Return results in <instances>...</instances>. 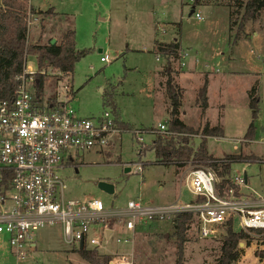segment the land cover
<instances>
[{
	"label": "rangeland",
	"instance_id": "rangeland-1",
	"mask_svg": "<svg viewBox=\"0 0 264 264\" xmlns=\"http://www.w3.org/2000/svg\"><path fill=\"white\" fill-rule=\"evenodd\" d=\"M26 1L34 10L56 12L51 17L27 13L26 47L47 43L52 38L59 42L61 34L72 28L75 48L86 50L74 64L70 75L47 67L44 69L41 93H38L33 82H27L29 90L35 95L41 94L42 101L46 102L49 98H62L65 91L63 86L67 85L72 95L69 104L78 115L98 117L107 110L114 118L112 107L103 104L101 89L112 91L118 119L130 127L124 130L116 125L117 132L112 134L103 151L72 152L74 160L71 165L59 171L66 183L67 198H97L103 205L112 208L123 207L129 199L148 204H163L177 198L180 201L191 199L184 180L195 165L189 160L179 167L158 164L153 151L148 149L154 134L151 129H146L157 127V123L167 120L164 113L169 102L162 84L164 78L158 73L165 59L160 55L155 60L153 40L171 41L173 38L181 42L182 53L185 54L183 66L179 64L180 57L171 58L169 62L176 72L181 70L177 82L185 88V105L203 82L204 74L199 72L211 69L218 73L225 66L226 56L234 57L226 63L232 70L262 73L258 74L259 80L254 82L259 114L250 143L241 140V137L249 120L246 88L253 83V75L250 78L241 73H219L215 76L209 89L206 117L215 123L218 102H223L228 96L224 108L225 137H206L205 146L207 152L215 156L240 152L259 156L258 161L232 163L228 175L245 180L240 185L242 192H252L264 198V9L258 19L244 24L237 39L246 35L244 30L251 37L233 43L237 26L230 29L228 22L230 11L231 19L240 22L242 8L237 5V0H206L213 7L195 5L199 19L194 13L188 15L194 0ZM199 47L203 49L199 50ZM210 53L218 58L210 61ZM103 54L109 56L107 62L100 61ZM205 65H208L206 69L203 68ZM25 67L27 71L37 73L35 57L30 53L25 56ZM156 81H159L157 85ZM225 84L227 96L223 97ZM195 113L194 109L189 111L191 122L197 126L200 119ZM173 134H167L166 138L174 136L176 140ZM188 137L189 145L195 149L199 135ZM138 165H141L140 169ZM216 177L217 185L220 178ZM100 180L111 183L113 191L107 193L99 189L97 182ZM169 222L165 219L152 220L137 225L133 245L115 241V237L119 236L117 232L122 233L116 225L117 232L112 234L109 241L98 246V253L114 257L132 251V264H178L175 236ZM226 227L225 224L218 225L214 236L202 238L192 222L185 233L179 264H216L220 240ZM232 228L238 230L236 225H232ZM36 235V248L29 250L24 260L18 261L5 244L7 236L0 233V264H89L81 259L77 251H66L68 247L56 228L40 229ZM262 236L251 232L247 240L240 242L242 245L239 243V247L243 252L234 264H264V260H259L254 254L256 249L263 246L260 244Z\"/></svg>",
	"mask_w": 264,
	"mask_h": 264
},
{
	"label": "built area",
	"instance_id": "built-area-1",
	"mask_svg": "<svg viewBox=\"0 0 264 264\" xmlns=\"http://www.w3.org/2000/svg\"><path fill=\"white\" fill-rule=\"evenodd\" d=\"M193 13L200 18L198 11ZM184 55L179 56L180 66ZM108 60L107 54L100 56V61ZM34 74L24 64L12 96L0 98V233L7 236L5 244L16 260H24L35 248L36 233L43 228L58 227L61 240L72 251L79 249L80 242L82 248L97 249L117 232L116 225L122 233L117 232L115 241L133 245L137 225L171 220L181 213L192 214L202 238L214 236L218 225L229 223L248 234L264 230V198L254 193L241 195L245 180L236 175L220 193L215 173L202 166L185 177L184 186L192 196L187 201L148 204L129 199L123 207L112 208L97 198H67L59 171L71 165L72 152L105 150L117 128L107 110L98 117L78 115L69 104L72 96L67 85L62 98L42 101L27 86V82L35 83ZM156 129L170 134L166 121ZM109 264H132V251L116 254Z\"/></svg>",
	"mask_w": 264,
	"mask_h": 264
},
{
	"label": "trees",
	"instance_id": "trees-1",
	"mask_svg": "<svg viewBox=\"0 0 264 264\" xmlns=\"http://www.w3.org/2000/svg\"><path fill=\"white\" fill-rule=\"evenodd\" d=\"M204 3H206V0L193 1L194 5ZM237 5L242 8L240 22L231 19L232 12H229V28L232 29L234 25L237 26L233 42L237 40L246 22L258 19L261 11L264 9V0H237ZM27 13H40L42 16L51 17L56 12L53 10L44 12L34 10L26 0H0V98L12 96L18 84L16 77L23 72L26 54L30 53L35 57L37 65L35 84L38 88V93H41L43 87L42 78L45 74L42 73V70L47 67H52L62 74L70 75L73 72L74 64L86 53V50H77L75 48L74 29L72 28L66 29L61 34L59 42L51 43V39H49L47 43H36L26 47L27 26L25 20ZM154 50L166 60V63L159 70V74L164 78L162 84L169 100L168 118L166 120L167 131L170 134L174 133L173 135H176V140L173 139L174 136L167 139L166 133L156 128H149L146 130L151 129L154 138L148 149L153 151L155 162L158 164H173L179 167L189 160L195 167L202 166L211 169L220 178L217 189L220 193H223L231 185L228 175L230 165L240 161H258V158L254 155H244L241 152L228 153L221 157H216L207 152L205 138L209 136L222 137L223 130L219 124L210 125L208 121H205L202 126L194 129L179 119L182 91L174 82L172 74L176 71L169 63L171 58L177 59L179 57V42L177 40H171L167 43L155 41ZM40 95L37 94V97H41ZM247 95L251 120L244 134V138L250 140L254 135V120L259 112L257 87L255 83L247 91ZM102 100L104 105L112 107L115 125L123 127L124 130H129L130 127L118 119L112 91L103 89ZM196 103L201 109V114H203L207 107L206 82L197 91ZM182 134H186V136ZM195 134L199 135L200 140L194 149L189 145L188 136ZM235 189L237 190L238 188L236 187ZM192 222H194V218L190 213L177 214L169 222L173 230L172 234L175 236L174 243L176 254L178 255V264L182 254L183 242L186 240L185 233ZM253 232L258 235H263V240L260 241V244L263 246L260 249H256L254 254L259 260H264V230H254ZM248 238V233L241 230H234L229 223L225 229V234L220 240V254L216 264H234L237 262L243 252V249L239 247V243ZM77 252L89 264H109L111 258L108 254H99L96 248H82L78 249Z\"/></svg>",
	"mask_w": 264,
	"mask_h": 264
},
{
	"label": "crops",
	"instance_id": "crops-1",
	"mask_svg": "<svg viewBox=\"0 0 264 264\" xmlns=\"http://www.w3.org/2000/svg\"><path fill=\"white\" fill-rule=\"evenodd\" d=\"M204 1V0H203ZM196 5V4H195ZM194 4H192L191 5V7L192 6H195ZM198 5V4H197ZM201 5H203V6H210V7H213V5H211V4H209V2L207 3L206 2V4H201ZM248 22H250V21H248ZM249 24V23H248ZM248 24H246V26H248L249 27V25ZM245 31V33H246V35L245 36H242L241 38H239V39H237V41L239 40V42L244 38V37H248V38H250L251 36L249 35V32L247 31V30H244ZM248 32V33H247ZM255 34V33H254ZM172 40H177V38H173ZM155 41H159V42H165V43H167V42H169V41H161V40H157V39H154L153 40V52L155 53V60H156V54H159V53H156V51L154 50V46H155ZM178 41V40H177ZM237 41H236V43H237ZM179 42V45H180V54H183L182 52H183V49H182V46H181V42L180 41H178ZM233 43H235V41L233 42ZM200 49H203L202 47H199V50ZM162 56V55H161ZM232 57H230V56H226V63H228L229 62V60H232V59H234V57H233V55H231ZM159 57H160V54H159ZM163 57V56H162ZM164 58V57H163ZM214 58H218V56L217 55H213V53H210V56H209V59H210V61H212ZM165 59V58H164ZM195 60L197 61V58H195ZM221 61V60H220ZM245 61L247 62V63H251L249 60H247V59H245ZM219 62V61H218ZM218 62H217V64H218ZM165 63H166V60H165ZM164 63V64H165ZM226 63H224V65L225 66H222L221 68H220V71L217 73V72H215V71H213V70H211V69H206V67H208V65H205L203 68H205L206 70H204V71H202V72H199V73H202V74H204L202 77H203V82H202V84L196 89V93H195V95L192 97V99H190L189 100V102H188V105H185V102H184V100H183V96H184V93H185V88L184 87H182V85H180L178 82H177V77H179V73H180V69L179 70H177V72H175L174 74H172V76H174V82L181 88V91H182V99H181V105H180V108H179V119L184 123V124H186L187 126H190V127H192V128H197V127H200V126H202L203 125V123L205 122V121H208L209 123H210V125H216V124H219L221 127H222V130H223V136L222 137H225V135H224V132H225V125H226V119H225V112H224V108H225V105H226V102H225V100H228V96H227V90H226V84L224 85V87H223V91H222V95H223V97H226L224 100H223V102L220 100V102H218V105H219V109H218V114H217V119H216V121H215V123H211L210 122V120L206 117L207 115H206V111H207V109H208V107H209V98H210V94H209V89H210V86H211V83L213 82V80H215L214 78H215V76L216 75H218L219 73H221V75H229V74H247V76L250 78L252 75H253V83L256 81V80H259V78H258V74H262V73H258L259 71H249V70H240V71H236V70H232ZM194 64V63H193ZM198 67H200V66H198ZM201 71V70H200ZM158 73H159V71H158ZM254 73H255V75H254ZM160 81V80H159ZM159 81H156V85L158 84V82ZM204 82H206V100H207V107H206V109H205V111H204V113L203 114H201V109H200V107L198 106V104L196 103V95H197V91H198V89L203 85V83ZM252 83V84H253ZM252 84L251 85H249V87L248 88H246V94H247V91L250 89V87L252 86ZM155 85V86H156ZM219 88H221V87H219ZM103 90V88L101 89V91ZM74 95V94H73ZM72 96V95H71ZM247 98H248V95H247ZM247 105H248V100H247ZM248 108H249V106H248ZM192 109H194L195 110V114L198 116V118L200 119V121L198 122V125L197 126H194V123L193 122H191V118H190V115H189V111L190 110H192ZM258 114H259V112H258ZM258 114H257V116H258ZM164 115H165V117L167 116V118H168V109H167V111H165V113H164ZM164 117V118H165ZM188 118H189V120H188ZM202 118H204V119H202ZM257 118V117H256ZM164 120H166V119H164ZM164 120H162V122L164 121ZM250 120H251V113H250V109H249V120H248V122H247V125H246V129H245V132H246V130H247V127H248V124H249V122H250ZM256 120V119H255ZM255 120H254V124H255ZM244 121H246V118H245V120ZM200 123H202V125L200 124ZM158 124V123H157ZM154 128H156V127H154ZM245 132H244V134H245ZM254 133H255V131H254ZM244 134H243V136L241 137V140H245V141H251L252 139H250V140H247V139H245L244 138ZM210 137V136H209ZM212 137V136H211ZM199 139H200V137H199ZM206 139V138H205ZM199 143V142H198ZM250 143V142H249ZM198 145V144H197ZM211 154V153H210ZM228 154V153H227ZM253 154V153H252ZM213 155V154H212ZM215 156V155H214ZM223 156V155H222ZM254 156H255V154H254ZM216 157H221V156H216ZM256 157L258 158L259 156H257L256 155ZM260 158V157H259ZM262 159H264V158H262ZM240 193H241V195H243V196H249V195H251L252 194V192H250V193H245V192H242L241 191V189H240ZM176 200H178V198L177 199H175L174 201H176ZM170 202H173V201H170ZM166 203H169V202H166ZM164 204V203H163ZM52 228H56L57 230H58V232H60L59 230V228L58 227H52ZM47 229H50V228H47ZM114 233V231L111 233V235ZM60 236V235H59ZM36 242H37V235H36V237H35V246H36ZM36 248V247H35ZM66 251H71L69 248L68 249H66ZM69 254V253H68ZM103 254V253H102ZM82 259V258H81Z\"/></svg>",
	"mask_w": 264,
	"mask_h": 264
},
{
	"label": "water",
	"instance_id": "water-1",
	"mask_svg": "<svg viewBox=\"0 0 264 264\" xmlns=\"http://www.w3.org/2000/svg\"><path fill=\"white\" fill-rule=\"evenodd\" d=\"M193 12H194V6L191 7L188 15H191ZM50 42L54 43L55 39L52 38L50 40ZM97 186H98L99 189H101V190H103V191H105L107 193H111L113 191V185L111 183L103 181V180L98 181L97 182ZM240 245H242V243H240ZM81 248H82V242H80V244H79V249H81Z\"/></svg>",
	"mask_w": 264,
	"mask_h": 264
}]
</instances>
